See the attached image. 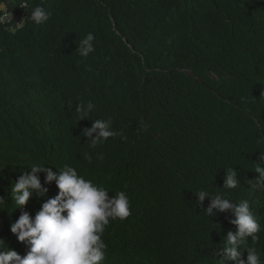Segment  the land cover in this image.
<instances>
[{
  "label": "trees",
  "instance_id": "1",
  "mask_svg": "<svg viewBox=\"0 0 264 264\" xmlns=\"http://www.w3.org/2000/svg\"><path fill=\"white\" fill-rule=\"evenodd\" d=\"M22 3L0 0V239L9 249L27 254L10 228L43 203L16 208L12 185L38 165L53 198L47 171L68 165L110 198L130 199V217L102 234V264H234L225 248L235 216H208L214 195L248 201L262 230L242 247L264 264V189L255 187L256 164L264 170V0ZM36 7L50 14L46 23L32 22ZM7 12L14 18L3 23ZM88 33L95 50L85 58L76 50ZM81 101L94 105L83 120ZM96 119L118 135L92 148L83 131ZM231 168L240 183L224 189ZM199 191L209 193L202 203Z\"/></svg>",
  "mask_w": 264,
  "mask_h": 264
},
{
  "label": "clouds",
  "instance_id": "2",
  "mask_svg": "<svg viewBox=\"0 0 264 264\" xmlns=\"http://www.w3.org/2000/svg\"><path fill=\"white\" fill-rule=\"evenodd\" d=\"M28 6V0L20 5L21 8ZM49 18L50 14L43 7H36L31 13V20L37 25L46 23ZM93 40L91 33L81 40L76 50L79 56L86 58L94 52ZM93 108L91 101L79 102L77 119H87ZM93 133L96 134L95 138H92ZM83 134L90 140L92 148L118 135L112 130L111 121L102 119L93 121L92 127L85 129ZM85 158L90 159V156L86 154ZM256 165L255 172L259 175L255 187L264 189V170ZM41 171H44L42 167L33 165L29 174L22 175L12 185V199L16 208L25 206L33 197L43 198V203L34 217L24 212L10 228L18 242L28 249L27 254L22 257L15 250H10L5 240L0 239V264H102L107 249L101 239L102 234L110 220L123 221L130 217L128 195L120 191L110 198L106 188L98 187L92 180L78 175L75 168L64 165L59 169V175L47 171L45 182L50 184L55 181L59 189L56 196L48 198V189L41 187L37 177ZM236 177V171L228 169L224 189L237 188L240 181ZM208 195L206 191H199V202L202 203ZM2 203L3 199H0ZM213 209L220 212L230 210L235 216L232 223L238 231L235 234L230 232L227 236L226 259L234 264H261L255 247H242L248 243V237H251L252 243L258 242L260 237L257 234L262 230L248 201L233 203L222 195H214L206 214L215 215ZM245 252L246 260L242 258Z\"/></svg>",
  "mask_w": 264,
  "mask_h": 264
},
{
  "label": "built area",
  "instance_id": "3",
  "mask_svg": "<svg viewBox=\"0 0 264 264\" xmlns=\"http://www.w3.org/2000/svg\"><path fill=\"white\" fill-rule=\"evenodd\" d=\"M14 18V15L12 14V13H9V12H7V13H5L4 15H3V17H2V21H3V23H9V22H11V20Z\"/></svg>",
  "mask_w": 264,
  "mask_h": 264
},
{
  "label": "rangeland",
  "instance_id": "4",
  "mask_svg": "<svg viewBox=\"0 0 264 264\" xmlns=\"http://www.w3.org/2000/svg\"><path fill=\"white\" fill-rule=\"evenodd\" d=\"M6 8H7V7H5V8H4V6H3V8H2V9H3V10H6Z\"/></svg>",
  "mask_w": 264,
  "mask_h": 264
}]
</instances>
